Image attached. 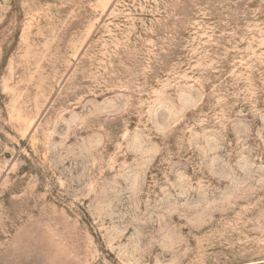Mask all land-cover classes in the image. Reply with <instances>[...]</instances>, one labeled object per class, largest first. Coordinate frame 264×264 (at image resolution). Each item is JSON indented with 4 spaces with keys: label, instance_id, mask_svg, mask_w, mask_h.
<instances>
[{
    "label": "rangeland",
    "instance_id": "374dc122",
    "mask_svg": "<svg viewBox=\"0 0 264 264\" xmlns=\"http://www.w3.org/2000/svg\"><path fill=\"white\" fill-rule=\"evenodd\" d=\"M0 264H264V0H0Z\"/></svg>",
    "mask_w": 264,
    "mask_h": 264
}]
</instances>
